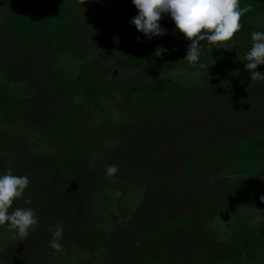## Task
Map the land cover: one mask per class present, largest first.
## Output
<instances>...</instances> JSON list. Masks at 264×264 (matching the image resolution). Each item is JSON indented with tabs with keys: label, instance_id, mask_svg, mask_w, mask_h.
Wrapping results in <instances>:
<instances>
[{
	"label": "trees",
	"instance_id": "trees-1",
	"mask_svg": "<svg viewBox=\"0 0 264 264\" xmlns=\"http://www.w3.org/2000/svg\"><path fill=\"white\" fill-rule=\"evenodd\" d=\"M240 3L253 10L242 16L234 46L223 53L202 41L201 61L209 70H201L184 61L190 41L169 16L161 21L169 34L150 39L166 53L156 57L157 49L145 47L131 53L137 37L144 36L129 23L138 14L130 0H0V116L13 127L34 121L37 132L56 140L53 154L39 158L31 151L9 162L2 154L10 141L5 130L0 131V173L11 169L14 175L29 177L28 188L17 199L25 208L70 221L60 237L41 228L36 237L48 234L50 242L58 244L69 238L101 257V264H217L222 258L231 262L264 250V235L244 224L223 243L206 229L213 219L238 216L245 202L257 200V191L246 188L264 173V127L257 128L264 125V82L251 81L244 66L251 33L264 31V0ZM64 51L80 57L111 52L114 63L108 62L107 71L89 61L73 81L57 66ZM232 62L237 69L225 70ZM175 70L196 72L201 85L188 88L159 78ZM257 70L264 73V65ZM81 93L96 101L108 96L125 116L94 146L95 138L89 143L83 139L87 117L83 104L75 100ZM230 128L241 129V135L221 141ZM157 134H169L173 159L165 156L160 143L151 144ZM115 138L121 144L111 154L132 160L126 172L130 178L122 179L126 174L120 170L114 178L106 174L112 160L101 151L105 141ZM78 175H88L82 195L60 206L55 199L74 186ZM149 176L157 177L148 187L164 189L161 200L145 202L154 207L139 229L128 225L127 236L133 241L129 246L123 242L108 249L106 239L94 235L95 225L109 219L134 182ZM180 232L189 238L178 242Z\"/></svg>",
	"mask_w": 264,
	"mask_h": 264
},
{
	"label": "rangeland",
	"instance_id": "rangeland-1",
	"mask_svg": "<svg viewBox=\"0 0 264 264\" xmlns=\"http://www.w3.org/2000/svg\"><path fill=\"white\" fill-rule=\"evenodd\" d=\"M107 1L111 3V1L118 0ZM2 17L3 14H0V21ZM159 46L161 47V45L157 42L144 37L141 38L139 42L137 41L134 43L129 51L134 53L142 47L147 49H158L160 48ZM233 46L234 44L231 41L223 42L220 44V50L223 53H229ZM112 57L113 54L106 51H93L86 57H80L75 53L64 51L59 56L57 66L64 72L65 78L75 81V79L81 75L80 68L89 61V63L97 62L98 64H101L103 69L109 71L111 67L108 68L107 64L109 62L111 66L113 65L114 60ZM244 60V58L241 59V61ZM224 69L235 71L237 69V64L234 62L226 63ZM159 78L178 83L181 86L188 88H195L201 85L199 74L188 70L170 71L159 76ZM2 81L3 78L0 76V90L2 89ZM222 88L227 87L222 86ZM261 90L264 92V88ZM85 95V93H81L75 98V100L81 105L83 104V112L87 117V127L83 133V139L89 143L93 138H95L93 140L94 146L96 145L97 139H106V136L111 132V127L115 123H121L125 119V116L122 112L115 109L113 102L108 99V96L104 95L103 99L96 101V99L93 100L92 98H87ZM27 122L28 123L23 126L13 127L10 126V124H7L0 116V131L5 130V133L7 134L5 136L11 144H9L7 149L3 152L2 157L9 162L20 159L22 156H27L31 151L39 158H42V155H50L55 152V137L49 136L48 138H44L41 132L36 131L34 127L36 124L34 121ZM263 123L264 121L262 124ZM28 124L31 125L27 126ZM262 127H264V125L257 126L259 129ZM30 128H32L31 133L29 132ZM20 131H22V133L18 134ZM241 133V129L239 128L226 129L224 134L220 136V140L222 141L226 137L231 138L232 136L237 138L241 135ZM156 138L157 139L154 137L152 138L150 141L151 144L155 146L160 143V146L164 148L165 156L169 157V159H173V152L171 149L169 150V134H157ZM0 141L3 145V140ZM120 144V139L118 138L105 141L101 154L104 156L110 153V159L112 160L111 165L115 164L121 173L126 174V177L122 179H127L131 177V173L129 174L126 172L129 171L132 160L127 156L121 157L119 155L111 154L114 151V148L118 147ZM178 161L179 160L176 161L177 164ZM87 176L88 175H85V178H81V176L78 175L75 179L74 186L68 192L58 195V199L56 198L55 201L57 200L60 206H64L67 203H74V196L78 197L82 195L81 188L84 185L86 186V182L83 181ZM153 178L151 176L146 179L141 178L142 181L139 182H134V179H131L130 181L134 182L133 185L130 187L128 193L118 202V205L114 209L112 215L108 217L109 219L95 225V231L93 230L94 235L99 233L102 238L106 239L105 243L108 245V249L109 247L114 248L117 244L119 246L123 242H126L129 246V244L133 241L131 237L127 236L128 225L135 224V228L139 229V227L142 226V222L147 219L143 216L146 215V212L150 213V210L154 207L149 205H147V207L144 206L145 202L151 201L155 204L161 200L159 195L164 193V189L160 190V188L153 189L148 187ZM253 189L257 191L259 198L254 202H245L238 216L236 215L233 218H215L207 225L206 229L213 231L218 241L222 243L229 241V239L232 238L233 229H237L241 224H244L247 228L254 230L260 234V236L264 235V201L261 200V196H264V173L255 181L254 185H249L246 188V190ZM76 202L80 208L82 203L81 200L77 199ZM19 204L21 205L20 208H25L22 201L18 202L15 200L10 211L15 208H19ZM31 209L34 211L33 208ZM36 215L39 218L38 225L34 230H30L28 237L24 240H20L19 238L13 239V233L7 228V226H0V255L2 257H6V259L4 258L0 260L2 264H35L36 261H43L46 262V264L103 263V261H101V257H99L100 259H97L91 249H85L82 246H77L69 238H66L63 242H61L59 244L60 248L57 250L50 246L51 242L48 234H46V237H44V235H42L43 237H36L35 233L39 232L40 228L43 230H49L48 233L54 235L57 225H62L64 229L65 225L70 224L69 219H52L51 217H47L45 214ZM91 225L93 226L94 224ZM188 238L189 235L185 232H180L176 235V240L178 242L185 241ZM217 264H264V250L257 249L254 252H251V254L241 256L239 259L233 258L231 262L222 258Z\"/></svg>",
	"mask_w": 264,
	"mask_h": 264
},
{
	"label": "clouds",
	"instance_id": "clouds-1",
	"mask_svg": "<svg viewBox=\"0 0 264 264\" xmlns=\"http://www.w3.org/2000/svg\"><path fill=\"white\" fill-rule=\"evenodd\" d=\"M132 4L138 14L129 23L149 40L169 34L161 24L162 18L169 16L176 30L190 41L184 61L201 70H209L201 61V42L206 39L209 46L221 49L220 44L232 41L243 27L242 16L253 10L251 5L241 7L240 0H132ZM172 34L176 35V32ZM251 39L252 46L245 53V70L249 71L251 81L264 82V73L257 70L259 65H264V31L252 32ZM137 41H140L139 36ZM166 52L167 49L160 47L154 56L160 57ZM117 172L115 164L106 169L109 178H114ZM29 184L27 175H14L11 169L0 173V226L6 225L13 233V239H26L30 230H34L39 222L31 208H15L10 211L14 201L23 196ZM261 200L264 201V196H261ZM63 230L62 225H57L55 236L60 237ZM50 246L57 250L60 248L55 239Z\"/></svg>",
	"mask_w": 264,
	"mask_h": 264
}]
</instances>
